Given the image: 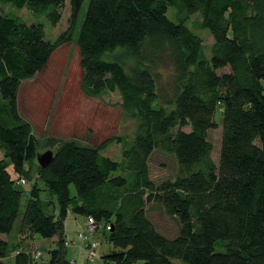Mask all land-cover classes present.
<instances>
[{
	"label": "trees",
	"instance_id": "obj_1",
	"mask_svg": "<svg viewBox=\"0 0 264 264\" xmlns=\"http://www.w3.org/2000/svg\"><path fill=\"white\" fill-rule=\"evenodd\" d=\"M84 1L0 0L52 26L70 10V29L55 42L44 24L0 13V261L14 253V264H34L18 244L10 247L17 232L57 238L49 264H77L67 258L73 214L86 219L79 233L93 220L92 240L99 244L101 231L114 247L104 264H264V0H90L81 21ZM170 7L178 22L168 18ZM194 16L213 36L209 55L188 26ZM78 27L84 93H119L124 112L140 123L135 139L122 143L121 161L104 154L106 145L40 141L19 111L22 83ZM168 60L174 95L164 101L159 67ZM220 124L217 164L209 132ZM44 150L53 159L42 168ZM157 150L174 158L173 178L152 180ZM21 180L32 183L25 204ZM154 205L177 220L176 237L158 231ZM80 242L87 250L88 241Z\"/></svg>",
	"mask_w": 264,
	"mask_h": 264
},
{
	"label": "rangeland",
	"instance_id": "obj_2",
	"mask_svg": "<svg viewBox=\"0 0 264 264\" xmlns=\"http://www.w3.org/2000/svg\"><path fill=\"white\" fill-rule=\"evenodd\" d=\"M90 0H85L81 13V21L85 15ZM0 13L17 16L28 24L42 23L45 26L46 40L55 42L62 34L70 29L69 7L63 11L61 22L57 26H52L46 17L36 18L27 9H16L10 6L0 5ZM168 18L173 22H178L176 9L170 7ZM199 16L192 17L188 26L199 35L204 42L207 55L210 54L214 39L209 30L199 29ZM79 27L71 35V39H65L54 51L49 63L42 72L30 80L23 82L19 97V111L22 117L32 124L35 136L40 141L49 138L61 141L73 140L82 145L100 147L106 145L104 154L113 160L121 161L123 142H132L135 139L140 123L136 119L126 114L122 108V100L119 93H111L101 97H91L84 93L82 89V69L80 64V50L76 43ZM111 54L106 57L115 59L116 55ZM160 82L159 90L161 99L166 101L174 95V67L168 60L159 67ZM229 72V69L221 71ZM0 105L2 101L0 99ZM216 120L222 122L221 113H218ZM215 130L209 132V141L213 146L212 160L218 164L219 153L222 141V124ZM184 131L189 132L190 128ZM47 152L44 150L43 153ZM0 157L2 154L0 153ZM150 175L154 182H160L177 175L178 166L174 158L165 151L157 150L149 160ZM17 175H14V178ZM23 186L26 194L23 204L26 202L27 192L32 183H25ZM25 185V186H24ZM41 188H46L40 184ZM72 196L76 191L71 187ZM46 192H42V199L48 198ZM154 210L150 211V217L158 231L167 237H176L179 232L177 220L168 218L158 205H154ZM86 220L84 217L70 214L66 221V232L69 241L77 239L81 231H85ZM17 233V232H16ZM15 232L9 239L10 247L18 244V250L27 252L34 264H49V251L56 247V239H45L38 235L34 238H20ZM7 239V238H6ZM56 240V241H55ZM96 241L100 246L98 258L88 261L83 258V252L76 249L73 243L68 248L67 258L77 264H104L103 257L107 256L114 247L107 241L106 235L99 231ZM66 246V245H65ZM38 253L42 256L36 258ZM75 253L77 256H74ZM14 253L0 264H14ZM35 258L33 259L32 257ZM85 256V255H84ZM84 262V263H83ZM142 264V263H138Z\"/></svg>",
	"mask_w": 264,
	"mask_h": 264
},
{
	"label": "built area",
	"instance_id": "obj_3",
	"mask_svg": "<svg viewBox=\"0 0 264 264\" xmlns=\"http://www.w3.org/2000/svg\"><path fill=\"white\" fill-rule=\"evenodd\" d=\"M21 184H25L24 180L20 181ZM96 228V225L94 224L93 220H89L88 224V232L87 233H78V239L81 241H88V249L86 250L87 252V258L89 260H93L98 258L97 250L99 244L95 241L92 240L91 236L94 233ZM110 229V227H108ZM68 244V243H66ZM38 256H41V253H38Z\"/></svg>",
	"mask_w": 264,
	"mask_h": 264
},
{
	"label": "water",
	"instance_id": "obj_4",
	"mask_svg": "<svg viewBox=\"0 0 264 264\" xmlns=\"http://www.w3.org/2000/svg\"><path fill=\"white\" fill-rule=\"evenodd\" d=\"M53 159V152L47 151L42 155L38 156V163L42 168L47 167Z\"/></svg>",
	"mask_w": 264,
	"mask_h": 264
},
{
	"label": "crops",
	"instance_id": "obj_5",
	"mask_svg": "<svg viewBox=\"0 0 264 264\" xmlns=\"http://www.w3.org/2000/svg\"><path fill=\"white\" fill-rule=\"evenodd\" d=\"M23 84V83H22ZM20 92H21V90H20ZM19 97H20V94H19ZM86 220V219H85ZM66 228V227H65ZM53 239H56V238H53ZM66 239H67V241H69V237L67 236V232H66ZM57 240V239H56ZM55 240V241H56ZM69 242H71V243H73V245H75V248L76 249H80L81 251L80 252H83L82 254H83V258L85 257V259L87 260V252H86V250L83 248V246H82V243L80 242V240L78 239V235H77V239H75L74 241H69ZM71 245H69L68 246V248L70 247ZM85 255V256H84ZM74 256H77V254L75 253V255ZM73 261H76V260H74L73 259ZM77 263V262H76ZM84 263V262H83Z\"/></svg>",
	"mask_w": 264,
	"mask_h": 264
}]
</instances>
